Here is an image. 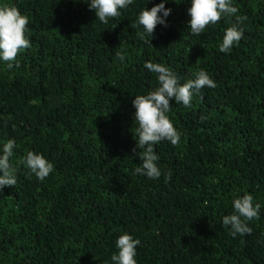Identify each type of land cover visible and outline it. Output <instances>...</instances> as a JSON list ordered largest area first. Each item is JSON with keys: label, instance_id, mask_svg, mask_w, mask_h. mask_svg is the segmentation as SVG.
Wrapping results in <instances>:
<instances>
[{"label": "trees", "instance_id": "1", "mask_svg": "<svg viewBox=\"0 0 264 264\" xmlns=\"http://www.w3.org/2000/svg\"><path fill=\"white\" fill-rule=\"evenodd\" d=\"M5 2L29 16L31 46L18 68L0 63V143L16 140L18 177L0 193V264H111L124 232L141 241L138 264H264V207L251 234L233 238L222 224L236 195L264 205V0H234L248 19L228 54L219 43L234 18L192 36L191 0L166 5L152 47L135 20L162 0H135L108 24L84 0ZM149 60L181 83L204 69L216 84L191 108L170 102L181 140L156 145L159 180L134 173L132 101L157 86ZM27 150L54 163L43 182L20 163Z\"/></svg>", "mask_w": 264, "mask_h": 264}, {"label": "clouds", "instance_id": "2", "mask_svg": "<svg viewBox=\"0 0 264 264\" xmlns=\"http://www.w3.org/2000/svg\"><path fill=\"white\" fill-rule=\"evenodd\" d=\"M90 10H94L97 20L102 24L121 15L123 10L135 3V0H84ZM151 0H148L147 4ZM172 0H162L159 4L148 9L143 7L137 14L135 26L138 38L149 47L157 26L167 28L168 18L172 9L166 7ZM146 4V5H147ZM190 17L188 20L189 33L199 36L204 33L209 25H215L222 17L234 18L231 26L224 30L219 51L225 54L231 52L233 46H238L244 37L242 25L248 19L239 14L234 0H191L187 9ZM30 18L26 13L13 3L0 0V63L6 64L8 69L19 67L18 55L31 46L30 37L27 35ZM115 60L123 64L126 53L115 52ZM144 68L155 74L157 86L145 94L136 95L132 101L135 109L134 123L136 147L140 164L134 169V173L150 180H159L162 176L160 156L156 152V145L163 141L175 146L181 140V133L174 126L173 120L168 115L170 102L176 105L182 104L185 108H191L194 97L201 89L215 88V81L204 69H198L192 78L181 83V77L171 68L162 63H144ZM17 142L14 138L0 143V193L6 187L17 185V166L12 163ZM135 151V150H134ZM39 181L43 182L54 170V163L43 153L27 150L20 161ZM261 203L255 201L252 194L244 193L236 195L232 200V212L222 217V224L228 230L229 235L235 238L237 235L251 234L252 228L249 222L254 218L259 219ZM141 244L140 239L124 232L115 241L116 251L111 255V264H138L137 248Z\"/></svg>", "mask_w": 264, "mask_h": 264}]
</instances>
